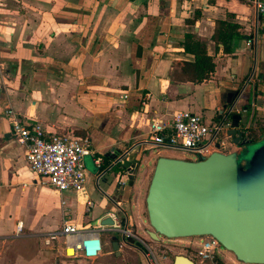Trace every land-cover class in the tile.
<instances>
[{
    "label": "crops",
    "instance_id": "obj_1",
    "mask_svg": "<svg viewBox=\"0 0 264 264\" xmlns=\"http://www.w3.org/2000/svg\"><path fill=\"white\" fill-rule=\"evenodd\" d=\"M220 20L240 26L230 53L218 49L214 37ZM189 37L206 44L215 64L199 84L184 73L195 61L185 49ZM7 108L47 138H90L95 155L84 164L91 212L73 192L60 194L35 180ZM231 108L241 130L263 135L264 20L251 0H0V264H117L122 248L131 245L119 234V252L114 233L104 232L94 260L69 258L64 238L49 239L60 230L65 209L77 224L95 225L113 208L111 197L136 225L131 205L141 213L157 159H185L168 152L196 155L162 147L132 152L119 163L121 152L153 121L171 123L177 111L212 123ZM97 156L105 169L98 185Z\"/></svg>",
    "mask_w": 264,
    "mask_h": 264
},
{
    "label": "water",
    "instance_id": "obj_2",
    "mask_svg": "<svg viewBox=\"0 0 264 264\" xmlns=\"http://www.w3.org/2000/svg\"><path fill=\"white\" fill-rule=\"evenodd\" d=\"M240 120L232 117L231 143L208 156L157 159L145 198L151 239L210 236L239 262L264 264V138H243ZM112 240L117 250L118 233ZM128 243L145 250L134 239ZM173 264L195 262L176 255Z\"/></svg>",
    "mask_w": 264,
    "mask_h": 264
},
{
    "label": "built area",
    "instance_id": "obj_3",
    "mask_svg": "<svg viewBox=\"0 0 264 264\" xmlns=\"http://www.w3.org/2000/svg\"><path fill=\"white\" fill-rule=\"evenodd\" d=\"M251 2L256 8L259 19L264 20V1L251 0ZM248 44L250 45L251 42ZM4 113L10 119L12 134L18 144L26 150L27 163L35 175V180L47 182L60 194L73 192L76 194L78 204L91 212L94 202L86 193L88 171L84 164L86 156L95 155L90 138L60 135L47 138L39 126L30 124L14 109L7 108ZM234 113V108L226 110L221 113L219 120L212 123H206L201 116L189 111L175 112L169 124H164L161 120L153 121L146 135L135 139L121 152L118 162L128 158L132 152L162 147L185 150L198 158L208 156L217 150L218 146L224 148L230 144L227 139L231 137L228 136L227 131L232 127L231 117ZM242 132L243 138L247 139L250 134L249 128L245 127ZM95 164L98 167L95 174L98 185L105 174V169L101 168L103 159L97 156ZM125 172L131 175L133 168H127ZM109 199L113 208L103 219L110 218L112 225H103L99 220L95 225L81 226L72 219L69 209L66 208L60 230L51 232L49 239L64 238L67 257H82L88 260L97 259L102 253L101 235L104 232L118 233L125 243H128L129 239H134L143 244L144 240L130 229L129 217L126 216L122 204L111 197ZM21 230L22 225L19 224L18 231ZM197 238H201V241ZM191 240L187 247L204 261L214 264V260L220 256V244L217 240L210 236L191 237Z\"/></svg>",
    "mask_w": 264,
    "mask_h": 264
},
{
    "label": "rangeland",
    "instance_id": "obj_4",
    "mask_svg": "<svg viewBox=\"0 0 264 264\" xmlns=\"http://www.w3.org/2000/svg\"><path fill=\"white\" fill-rule=\"evenodd\" d=\"M156 151H151V154H154ZM170 156L176 157H185L187 160H197L198 157L187 154H177V153H165ZM169 157V156H168ZM152 176V175H151ZM151 177L144 188V194L146 197L148 186L150 183ZM143 199V198H142ZM141 213L138 214V208L133 203L131 205L132 211L136 218V225L130 226L132 232L144 240L146 246L152 252H147L137 245H129V247H123V258L118 261L117 264H173L174 256L176 255H184L192 260H194L195 264H211L209 261H204L200 256L194 253L191 249L187 247V244L191 242V238H180V239H167L165 237H160L158 241L150 238L148 232L153 231L148 220V214L146 210V204L144 199V204L141 206ZM139 215L141 218H139ZM97 216V209H94V216L92 219H95ZM142 221V222H141ZM96 224V222H93ZM201 241V238H197ZM119 252V249H117ZM220 251L224 254L223 257H217L214 260V264H244L239 262L236 257L229 251H227L223 246L220 245ZM148 253V254H147ZM222 256V255H221ZM83 262H87V260H83ZM120 262V263H119Z\"/></svg>",
    "mask_w": 264,
    "mask_h": 264
},
{
    "label": "trees",
    "instance_id": "obj_5",
    "mask_svg": "<svg viewBox=\"0 0 264 264\" xmlns=\"http://www.w3.org/2000/svg\"><path fill=\"white\" fill-rule=\"evenodd\" d=\"M239 28L240 26L238 24L229 20L218 21V27L214 34L217 43L222 45V47H218V49H222L224 53H230L232 50V41L240 35L238 31ZM189 39L190 37L185 43V49L188 53L195 56V61L184 69V73L187 81L199 84L212 76L215 71V64L213 58L208 55L207 46L203 41ZM261 137H264V133L258 138V135L253 130L250 131L248 136L251 143L260 140Z\"/></svg>",
    "mask_w": 264,
    "mask_h": 264
},
{
    "label": "flooded vegetation",
    "instance_id": "obj_6",
    "mask_svg": "<svg viewBox=\"0 0 264 264\" xmlns=\"http://www.w3.org/2000/svg\"><path fill=\"white\" fill-rule=\"evenodd\" d=\"M143 244H144V248H145V250H146L147 252H151V251L149 250V248L146 246V243L143 242ZM142 249H143V248H142Z\"/></svg>",
    "mask_w": 264,
    "mask_h": 264
}]
</instances>
